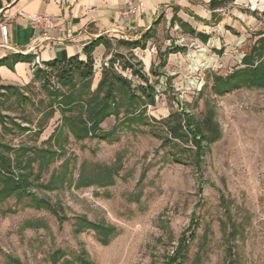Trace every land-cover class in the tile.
Instances as JSON below:
<instances>
[{"label":"rangeland","instance_id":"rangeland-1","mask_svg":"<svg viewBox=\"0 0 264 264\" xmlns=\"http://www.w3.org/2000/svg\"><path fill=\"white\" fill-rule=\"evenodd\" d=\"M189 2L203 5L204 0ZM230 4L227 13L237 6L256 25L237 31L213 24L203 28L210 36L203 42L181 26L166 27L162 16L146 50L135 54L123 44L115 53L116 69L136 89L144 81L123 69L125 62L141 69L156 90L155 104L145 107L149 123H124L110 141H77L63 122L62 106L54 102L50 113V91H69L56 70L48 67V75L10 95L0 87L2 113L11 128L0 125V141L41 146L58 124L64 126V149L55 147L60 154L42 170L40 182L46 184L53 174L66 179L55 177V187L34 186L33 191L61 205L68 216L60 222L51 211L24 206L14 197L0 202V264H52L57 249L64 252L58 264L66 259L80 264L82 251L95 264H164L183 234L188 246L176 264H264V87L242 86L222 94L213 89V76L242 66L245 48L264 31V0ZM150 44L159 53L144 63L140 56H151ZM166 46L173 51L165 53ZM98 75L94 72L92 89ZM209 108L221 134L204 142L200 159L191 141L173 139L181 147L163 141L172 112L184 110L198 122ZM79 111L75 107L66 114ZM41 123L44 131L37 136ZM115 123L110 116L102 128ZM172 150L182 155L181 161L172 158ZM34 168L41 169L38 161ZM107 169L112 183L78 185L89 176L97 180ZM83 214L92 222L115 225L117 234L103 244L91 228L77 232L76 219Z\"/></svg>","mask_w":264,"mask_h":264},{"label":"trees","instance_id":"trees-1","mask_svg":"<svg viewBox=\"0 0 264 264\" xmlns=\"http://www.w3.org/2000/svg\"><path fill=\"white\" fill-rule=\"evenodd\" d=\"M234 1L210 0L209 5L213 9V18L218 16L215 11L216 9L224 7ZM176 21L185 31L197 34L203 42L209 40V34L204 32L197 33L189 23L180 19L175 13L171 18V25H174ZM257 35H259L257 39L244 50L242 66L234 68L226 75L217 74L213 76V89L216 93L222 94L242 86L264 87V31L258 32ZM152 37V30H148L140 39L133 42H126V44L132 48H145L147 41ZM100 43H104L107 46L110 44L106 38L99 37L84 47L83 52L86 55V60L80 59L79 55L72 56L66 61L56 59L47 62L45 64L46 68L38 67L35 72V78H41L43 74H49L48 67L56 70L58 81L63 87L69 89L67 92L60 90L50 91L53 99L50 106V113L53 114L55 112L53 108L54 102L62 106L61 113L63 122L67 123L69 132L77 141L94 137L110 141L117 133L118 126L124 123H128L129 127L138 123L148 124L145 107L147 104H155L156 88L149 83L146 74L130 62L123 63V69L130 68L133 74L143 79L144 84L138 85V89H136L132 81L115 68L114 58L111 59L110 66L103 69L97 87L92 89L95 64L93 52L95 47ZM171 49V47H167L165 53L172 52L173 50ZM175 49L180 50L178 47H175ZM20 58L23 60L27 59V57L17 55L14 61H18ZM4 62L5 59L0 60V65ZM161 63L164 64V61H161ZM0 87L8 95L18 90V87L14 85L0 84ZM75 107H79L80 109L77 114H66L67 111H73ZM110 116L115 117L116 123L109 130H104L102 123ZM5 118L6 116L2 113L0 104L1 128L11 130ZM165 121L169 135L165 136L163 141L174 143V147H181V145L175 143L173 139H178L183 143L191 141L196 147L197 159H200L204 142L216 140L221 134L220 127L214 120V114L211 108L206 111L205 117L198 122L194 120L189 112L184 110L182 112H172ZM18 126L22 130L29 129L25 126ZM43 131L44 124L41 123L35 133L37 136H40ZM64 139V126L58 124L55 131L46 140L42 141L41 146L21 144L15 147L8 142L0 141V202L14 197L24 206L51 211L57 216L60 222L67 219L68 216L63 213L64 208L61 205H56L49 198L40 196L33 191L34 186H42L47 189L55 187V177L61 181L66 179V175L59 176L58 174H53L52 179L46 184L40 182L42 170L50 166L60 154L55 147L64 149ZM171 156L175 161H181L182 159V155L176 150H172ZM37 161L41 168L38 172L34 168V163ZM105 171V173L102 172L106 174L105 176H102V173H100L97 180L89 176L83 178V180L81 179L78 185L90 186L94 183L100 185L112 183L113 173L108 169ZM10 211L16 210L11 208ZM76 221L78 223L77 232L91 228L97 233L98 239L103 244L109 243L111 238L118 232L115 225L106 222H92L85 214L79 215ZM195 237V233L192 232L190 238L194 239ZM186 238V234H183L177 248L165 258L164 264H176L182 259L186 254L188 246ZM63 255L64 252L57 249L52 255V264H58ZM16 261L20 263L19 260ZM79 261L80 264H95L87 257L86 251L80 253ZM70 262L71 260H65V264H69Z\"/></svg>","mask_w":264,"mask_h":264},{"label":"crops","instance_id":"crops-1","mask_svg":"<svg viewBox=\"0 0 264 264\" xmlns=\"http://www.w3.org/2000/svg\"><path fill=\"white\" fill-rule=\"evenodd\" d=\"M209 3L210 0H204L203 5H191L189 0H0V23H8L10 39V44L5 46L0 30V60L5 59L0 65V84L25 86L33 81L38 67L44 68L47 62L56 59L66 61L79 55L86 60L84 47L104 37L110 44L100 43L93 52L94 72H99L97 87L103 69L124 45L135 54L147 47L132 48L126 42L140 39L148 30L153 32L162 16L169 27L175 13L197 33H207L203 28L213 24L237 31L256 25L237 6L227 13L231 4L216 9L218 18H213ZM131 6H137V12L123 17L122 13ZM37 14H47L52 22L47 26L33 23L31 17ZM173 26L180 24L176 21ZM149 48L151 56L148 53L140 56L144 63L159 53L151 44ZM17 55L27 59L14 61ZM115 68H118L116 63Z\"/></svg>","mask_w":264,"mask_h":264},{"label":"built area","instance_id":"built-area-1","mask_svg":"<svg viewBox=\"0 0 264 264\" xmlns=\"http://www.w3.org/2000/svg\"><path fill=\"white\" fill-rule=\"evenodd\" d=\"M137 12L136 7L131 6L130 9L126 12L123 13L124 16H129L130 14H134ZM31 20L33 23L37 24H43L44 26L49 25L52 22V18L48 16L47 14H37L31 17ZM0 30L2 34V43L5 46H8L10 44V39H9V25L7 22H1L0 23ZM244 56V54H243ZM108 64V63H106Z\"/></svg>","mask_w":264,"mask_h":264}]
</instances>
